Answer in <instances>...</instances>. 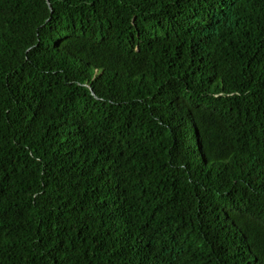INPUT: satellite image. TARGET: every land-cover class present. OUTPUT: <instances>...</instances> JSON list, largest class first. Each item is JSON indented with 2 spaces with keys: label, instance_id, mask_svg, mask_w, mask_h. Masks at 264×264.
Returning <instances> with one entry per match:
<instances>
[{
  "label": "trees",
  "instance_id": "trees-1",
  "mask_svg": "<svg viewBox=\"0 0 264 264\" xmlns=\"http://www.w3.org/2000/svg\"><path fill=\"white\" fill-rule=\"evenodd\" d=\"M0 264H264V0H0Z\"/></svg>",
  "mask_w": 264,
  "mask_h": 264
}]
</instances>
